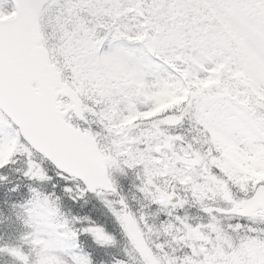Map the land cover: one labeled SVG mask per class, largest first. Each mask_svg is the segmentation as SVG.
Returning a JSON list of instances; mask_svg holds the SVG:
<instances>
[{"label": "snow or ice", "instance_id": "obj_1", "mask_svg": "<svg viewBox=\"0 0 264 264\" xmlns=\"http://www.w3.org/2000/svg\"><path fill=\"white\" fill-rule=\"evenodd\" d=\"M0 264H264V0H0Z\"/></svg>", "mask_w": 264, "mask_h": 264}]
</instances>
